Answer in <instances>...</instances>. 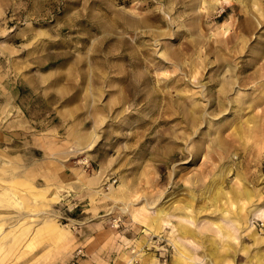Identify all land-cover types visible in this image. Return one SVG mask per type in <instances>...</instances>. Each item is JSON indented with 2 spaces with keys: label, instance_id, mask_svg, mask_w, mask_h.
Wrapping results in <instances>:
<instances>
[{
  "label": "rangeland",
  "instance_id": "374dc122",
  "mask_svg": "<svg viewBox=\"0 0 264 264\" xmlns=\"http://www.w3.org/2000/svg\"><path fill=\"white\" fill-rule=\"evenodd\" d=\"M260 63L264 0H0V124L36 162L3 168L44 189L0 264H264Z\"/></svg>",
  "mask_w": 264,
  "mask_h": 264
},
{
  "label": "crops",
  "instance_id": "0c3cea01",
  "mask_svg": "<svg viewBox=\"0 0 264 264\" xmlns=\"http://www.w3.org/2000/svg\"><path fill=\"white\" fill-rule=\"evenodd\" d=\"M19 135H20L19 131L17 130L14 131V129L10 130L9 127H5L0 124V227L1 229H3V232H2L3 234L5 232V234L10 233L11 235H14L16 233V231L18 230V227L21 224L23 225L26 219H29L30 223L35 225V221H37V219L40 216L39 217L31 216L30 213L38 212L37 211L38 209L32 210L31 208L35 207L36 203H37L38 208L39 206H42L39 202H36V200L31 199L29 197V193H30V196L34 195L31 193V191L28 188V186L30 185L35 187V185L33 184L35 183L34 181H36L34 175L31 176L32 178L28 177L29 179L24 178L26 174L21 175L20 172L16 173L15 171H13L12 173L9 172L10 174L7 175L5 173V168H3L7 165L10 166V163L11 162L14 163V161L17 158L23 157L25 158L24 159L25 161L27 158L28 165L31 164L30 167L31 166L33 167L32 171L36 170V162L35 160L32 161L34 157L31 156L30 152L25 151L28 155L27 157L22 156L25 154H21L20 144L16 143V140L19 137ZM43 173H47V172L44 171ZM47 177L48 176L46 174L44 177L45 185H47L46 184L48 181ZM3 179L4 181L11 180L13 184L14 183L15 184L12 185L11 188H4V186L1 183ZM16 182H18L17 187L15 186ZM43 190L38 189L36 191H43ZM36 193L37 192H35V194ZM47 201H48V198H47ZM22 206H26V207L28 206L31 208L26 211L25 210L26 207H22ZM41 219H42L41 226L36 229L35 235L32 238L31 244L35 245L40 241H45L44 249L46 250L48 247V242L55 241L54 236L51 233V231L53 230V229L51 230L52 223H50L51 224L50 226L48 222V220L51 222L52 220L50 218H47L46 216H44L43 218L41 217ZM59 239L63 240V237ZM14 240H18L17 236H14ZM60 243H64V241H61ZM28 245L30 246V244ZM8 251L10 250L8 249ZM40 251L41 250L35 249L34 252L31 253L27 258L24 257V259H22L21 261H17V263L15 264H46L42 260L38 261L37 259ZM0 262H1V258H0Z\"/></svg>",
  "mask_w": 264,
  "mask_h": 264
},
{
  "label": "bare ground",
  "instance_id": "6f19581e",
  "mask_svg": "<svg viewBox=\"0 0 264 264\" xmlns=\"http://www.w3.org/2000/svg\"><path fill=\"white\" fill-rule=\"evenodd\" d=\"M250 22V20L248 21V19L246 18V21L244 22L245 23V25H248L249 26V23ZM251 25H253V22H251ZM243 28H244V26H242ZM250 27H253V26H250ZM249 27V28H250ZM248 28V27H247ZM246 30V29H245ZM251 30V29H250ZM247 31H249V30H247ZM255 59V61L257 62L259 59H260V57H256V58H254ZM261 64V66H262V64L263 63H260ZM259 64V65H260ZM258 65V67H261V66H259ZM263 67H264V64H263ZM257 68V67H256ZM262 68V67H261ZM262 70V69H261ZM264 70V69H263ZM264 72V71H263ZM262 73V72H261ZM258 75V74H257ZM262 75V74H261ZM230 81H228V83H227V81L225 82V84H230L229 83ZM231 85V84H230ZM225 86V85H224ZM224 91H226V89L224 90ZM220 104H222V103H220ZM4 183H7V184H10V185H6V188H11L12 187V185H14L13 184V182L11 181V180H5L4 181ZM17 184H18V182H16V187H17ZM28 188H29V190L31 191V193L32 194H35V192H41V191H36V190H38L36 187H34V186H28ZM217 189H218V191L216 192L217 194H221V195H223V196H226L227 194H226V192L223 190V184H222V182H220L219 184H218V186H217ZM44 194V193H43ZM55 199V200H54ZM53 199V201H56L57 200V198L55 197ZM45 206V205H44ZM254 209H256V208H254ZM253 209V210H254ZM220 213H221V215L222 216H224V218L227 220V218L228 219H230V221L233 223V225L235 226V227H239V228H247L248 227V223L246 224V225H243V223H241L240 222V219H241V217L238 215V214H235V215H229V214H227V212H226V210L225 209H221L220 210ZM31 214V216H35V217H37V216H40V213L39 212H37V213H30ZM166 213L164 212V207L163 206H161V207H158L157 209H156V212H155V215L154 216H149L147 219H148V227L150 228V229H152L153 231H155L156 230V228L158 227V224H159V221H160V219L163 217V215H165ZM49 215H51V216H53V214H50V213H48L47 215H46V217L47 216H49ZM231 218H232V220H231ZM48 222H49V224L50 223H52V227H51V233H52V235L55 237H58V238H62L63 236H64V232L62 231V229L61 228H58V226L55 228V224H54V222H51V221H49L48 220ZM216 225H217V227L218 228H220V229H223L222 228V226H221V224L219 223V222H217L216 223ZM50 226H51V224H50ZM155 228V229H154ZM158 229V228H157ZM56 230V231H55ZM225 233H226V235L227 236H231V233H230V231L228 230H226L225 231ZM145 241V240H144ZM150 242V241H149ZM149 242H147V243H149ZM178 251V250H177ZM180 252L182 253V255H183V257L185 258V259H187V260H189V261H192V259L190 258V256L188 255V254H186L185 252H183V251H181L180 250ZM205 258V257H204ZM203 258V259H204ZM210 259V258H209ZM127 260V259H126ZM201 260V259H200ZM195 261V260H194ZM142 263L141 264H145L144 262L145 261H141ZM147 262V261H146ZM213 264H214V262H213Z\"/></svg>",
  "mask_w": 264,
  "mask_h": 264
},
{
  "label": "built area",
  "instance_id": "2783aa9c",
  "mask_svg": "<svg viewBox=\"0 0 264 264\" xmlns=\"http://www.w3.org/2000/svg\"><path fill=\"white\" fill-rule=\"evenodd\" d=\"M82 255H83V254H82V250L79 249V250L76 252L75 256H74V259H73L72 264H78V261H79V259H80V257H81ZM136 257H137V255L133 256V258L130 259L126 264H137L138 261H137Z\"/></svg>",
  "mask_w": 264,
  "mask_h": 264
}]
</instances>
